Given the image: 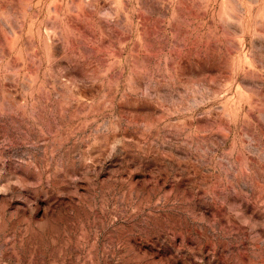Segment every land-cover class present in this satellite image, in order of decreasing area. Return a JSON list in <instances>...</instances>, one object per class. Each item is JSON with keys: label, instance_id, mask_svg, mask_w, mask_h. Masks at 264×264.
<instances>
[{"label": "rangeland", "instance_id": "rangeland-1", "mask_svg": "<svg viewBox=\"0 0 264 264\" xmlns=\"http://www.w3.org/2000/svg\"><path fill=\"white\" fill-rule=\"evenodd\" d=\"M0 264H264V0H0Z\"/></svg>", "mask_w": 264, "mask_h": 264}]
</instances>
